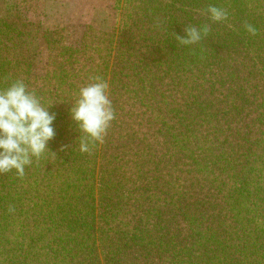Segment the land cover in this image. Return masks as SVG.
Wrapping results in <instances>:
<instances>
[{"label":"trees","instance_id":"trees-1","mask_svg":"<svg viewBox=\"0 0 264 264\" xmlns=\"http://www.w3.org/2000/svg\"><path fill=\"white\" fill-rule=\"evenodd\" d=\"M209 5L226 9L227 20L202 15ZM113 10L108 30L89 29L77 47L64 43L61 29L19 25L23 10L15 0H6L0 17V86L23 80L45 106L54 103L48 110L56 115V135L48 148L56 156L42 155L45 171L55 166L67 170L64 178L83 179L70 213L47 221L49 263L101 264L94 211L108 240L103 264H221L224 243L217 237L227 231L234 239L237 228L252 233L237 257L256 258L264 249V181L253 174L264 163V0H115ZM187 25L210 31L182 46L175 35L184 36ZM37 34L48 51L43 80L31 77L35 53L23 47ZM92 76L109 84L112 104L117 99L127 118L111 122L100 149L97 143L82 153L70 108ZM38 166L25 167L23 178L15 170L0 175L13 192L0 206L2 221L18 210L19 188L30 202H47L56 181L38 175ZM238 214L250 216L252 228Z\"/></svg>","mask_w":264,"mask_h":264},{"label":"rangeland","instance_id":"rangeland-1","mask_svg":"<svg viewBox=\"0 0 264 264\" xmlns=\"http://www.w3.org/2000/svg\"><path fill=\"white\" fill-rule=\"evenodd\" d=\"M15 1L20 7H22L23 10L22 13L19 14L21 17L19 25L28 27V25L32 23L48 28L49 30L61 29V35L64 38V43L70 47L79 46L83 34L91 28L101 31H106V29L108 30L110 25L108 24L106 17L109 15L114 16L113 7L115 0ZM5 3L6 0H0V17L2 16ZM104 6L106 7L104 8ZM123 10L118 12L119 17L123 16ZM23 47L28 53H35V59L30 68L31 77L36 80H43L47 71L48 61V51L44 38L39 36V34L36 36H29L25 39ZM110 98L112 97L110 96ZM118 102L119 101L116 99V103L113 104L115 112L118 113L117 118L113 121H118L122 118L125 120L127 118V116H124L120 110L116 109V107H118ZM130 119L133 120L134 117H130ZM98 148L100 149V143ZM113 150L117 153L119 152L117 149H114V147L111 151ZM46 160V156H42L39 159V166L38 162H33L30 166H26V168L33 170L38 166V168H40L36 170V172L40 171V174L38 175H45L50 182L56 181L50 185V187L54 190H51L50 193L44 194V201L48 199L44 204L39 202L34 203L35 201L30 202V200L26 198V192L20 188L18 191L13 190L16 192L13 202L16 203L18 210L15 211L11 217H9L8 222H4L0 219V264H50L49 257L51 254L49 252L50 248L47 244V239L49 237H45L43 235L46 231L50 235L47 221L51 218L55 220L59 219L61 217L60 212L62 213L64 210H66L65 213L69 212V207L72 204L71 197L76 203L82 198L80 194L81 192L78 193L76 189L82 190L83 179H79V177L76 176L73 177L71 176L72 174H67L69 178H64L67 170L64 171L63 168L56 170L55 166H51L49 168V173H46ZM96 161L92 177V197L94 199L95 208L97 209V204L100 202V181L99 183L97 181L98 171L100 168L99 157L96 158ZM258 169L259 172L257 173L258 170H253V174L256 175L257 178L261 179V181H264V163ZM10 178H12V176H10ZM63 179H67L69 182L66 180L64 181ZM7 181L8 180L2 183L0 182V206L4 203V207H6L5 202L10 201L11 199L9 193H13L9 192L7 187H3L7 185ZM64 183L69 185L64 187ZM254 183L255 182H253V184ZM20 210L21 212L18 215ZM1 211L2 209H0V212ZM93 216L96 223L94 244L95 253L98 256L100 263L103 264L105 252L102 254L101 251H105L108 240L104 237V233L101 232V229L98 228V223L100 221L97 217L96 211L93 212ZM236 219H240L241 221L242 219H245V223L250 225L252 228V218L250 216L238 214ZM221 230L224 229L222 228L219 231ZM236 231L234 239H232V236L229 235V232L227 231L220 233L217 237L218 242L224 243L223 249L225 251V256L221 255L223 258L221 264H264L263 248L262 250H258L260 253H256V258H252L251 255L249 257H245L243 255L237 257L239 251H242V249L246 250L248 248L247 242L244 240L250 237L252 238V233L243 235L244 230L242 228H237ZM251 242L254 243L253 240ZM245 246H247L246 249ZM231 252L233 255H231ZM232 258H238V263ZM67 261L68 260H66L64 264H67ZM54 264L58 263L55 262ZM198 264H205V262H199Z\"/></svg>","mask_w":264,"mask_h":264},{"label":"clouds","instance_id":"clouds-1","mask_svg":"<svg viewBox=\"0 0 264 264\" xmlns=\"http://www.w3.org/2000/svg\"><path fill=\"white\" fill-rule=\"evenodd\" d=\"M212 22H223L228 18L226 9L209 5L202 11ZM157 21L154 27H159ZM246 31L255 36L257 29L245 22ZM185 35H175L179 45L190 46L204 39L210 26L187 25ZM89 82L79 89L78 96L70 108V115L76 123L79 135V150L91 153L97 143L102 144L116 112L110 99L109 84L100 76L89 77ZM63 103V102H61ZM34 90H29L23 80H14L6 87L0 86V175L15 170L19 178L25 175V167L37 161L45 152L56 156L48 143L56 133L53 122L55 113H50ZM82 134V135H81ZM66 146L60 150L63 151ZM9 211H14L9 208Z\"/></svg>","mask_w":264,"mask_h":264},{"label":"crops","instance_id":"crops-1","mask_svg":"<svg viewBox=\"0 0 264 264\" xmlns=\"http://www.w3.org/2000/svg\"><path fill=\"white\" fill-rule=\"evenodd\" d=\"M106 6H104V8H105Z\"/></svg>","mask_w":264,"mask_h":264}]
</instances>
